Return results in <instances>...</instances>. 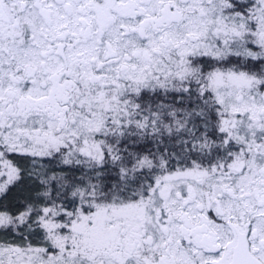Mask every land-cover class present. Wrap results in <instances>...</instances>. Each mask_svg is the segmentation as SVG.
Returning a JSON list of instances; mask_svg holds the SVG:
<instances>
[{
    "label": "snow or ice",
    "instance_id": "obj_1",
    "mask_svg": "<svg viewBox=\"0 0 264 264\" xmlns=\"http://www.w3.org/2000/svg\"><path fill=\"white\" fill-rule=\"evenodd\" d=\"M0 264H264V0H0Z\"/></svg>",
    "mask_w": 264,
    "mask_h": 264
}]
</instances>
